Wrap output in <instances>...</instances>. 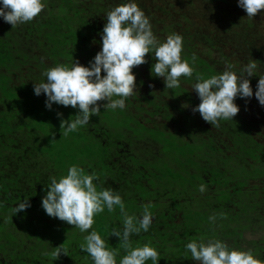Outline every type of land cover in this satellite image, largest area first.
<instances>
[{
    "label": "trees",
    "instance_id": "obj_1",
    "mask_svg": "<svg viewBox=\"0 0 264 264\" xmlns=\"http://www.w3.org/2000/svg\"><path fill=\"white\" fill-rule=\"evenodd\" d=\"M127 2L44 0L36 18L15 28L0 17V264H94L79 246L92 230L110 248L119 246V237L110 235L123 230L119 208H105L83 233L43 209L50 178L66 175L72 165L99 174L98 190L118 192L129 214L142 217V206L153 205L148 231L130 239L134 247L151 241L158 264H199L186 244L201 236L251 249L264 260V235L246 237L264 231V106L255 97L264 75V10L249 18L238 0H135L161 42L183 36L182 57L195 54L192 66L205 78L227 64L239 75L255 60L253 96H237L239 113L218 128L193 112L201 102L195 73L166 89L151 73L152 53L133 69L137 90L124 109L105 110L101 102L100 116L67 137L61 119H75L79 110L55 103L48 109L46 95H35L34 84L46 82L48 68L75 60L90 65L102 49L106 13ZM200 184L207 186L203 193ZM25 199L30 207L14 215ZM61 244L68 254L46 255ZM125 254L121 249L117 264Z\"/></svg>",
    "mask_w": 264,
    "mask_h": 264
},
{
    "label": "clouds",
    "instance_id": "obj_2",
    "mask_svg": "<svg viewBox=\"0 0 264 264\" xmlns=\"http://www.w3.org/2000/svg\"><path fill=\"white\" fill-rule=\"evenodd\" d=\"M2 5L0 17L12 28L31 22L46 7L44 0H2ZM238 6L246 11L247 17L253 18L264 10V0H238ZM106 21L102 30V49L90 61L89 66L77 60L70 66L57 64L43 73L46 82L34 84L35 95H46L48 109L55 103L79 110L75 119H61L62 137L87 125L93 115L100 116L101 102H105V110L124 109L126 100L137 90L133 69L147 62L148 53H152L156 61L151 73L164 79L166 89L179 88L182 76L192 78L195 73L197 82L193 89L201 102L193 108V112H199L202 119L215 128L220 126L221 120H231L239 113L240 108L235 103L237 96H253L249 78L256 74L255 60L248 62L239 75L233 70V64H227L222 73L205 78V74L192 66L197 60L195 54L190 59L182 57L183 36L173 33L161 42L153 33L149 18L135 0H129L107 12ZM149 87L154 88V85ZM255 97L264 106V75H260ZM57 115L63 116L62 113ZM98 179L99 174H88L77 165H72L67 174L59 179L51 177L46 195L42 198L46 214L73 225L83 233L92 229L95 216L103 213L105 208L109 213L119 208L123 230L113 228L110 233L119 237V246L110 248L99 231L92 230L79 245L81 250L88 253L94 264H117L121 249L126 254L119 260V264H146L149 260L152 264H158L161 257L151 241L134 247L130 239L133 234L148 231L153 221L150 210L153 205L149 203L142 206V217L129 214L118 192L111 188L98 190L94 183ZM206 190L205 184L199 185L201 193ZM28 207L30 202L25 199L12 210L13 214ZM219 216L227 218L225 213H220ZM216 219V215L209 217L212 223ZM186 249L199 264H264V260L259 259L251 249H230L227 243L215 238L206 240L201 236L199 240L192 239L186 244ZM61 253L68 254V249L63 244L46 255L58 259Z\"/></svg>",
    "mask_w": 264,
    "mask_h": 264
},
{
    "label": "rangeland",
    "instance_id": "obj_3",
    "mask_svg": "<svg viewBox=\"0 0 264 264\" xmlns=\"http://www.w3.org/2000/svg\"><path fill=\"white\" fill-rule=\"evenodd\" d=\"M195 18V17H194ZM259 23H261V26L263 27L264 29V21H260ZM264 235V231L258 233V234H250V233H247L246 234V237L247 238H256V237H261Z\"/></svg>",
    "mask_w": 264,
    "mask_h": 264
}]
</instances>
